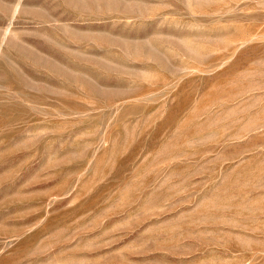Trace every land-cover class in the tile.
Instances as JSON below:
<instances>
[{
	"label": "rangeland",
	"instance_id": "374dc122",
	"mask_svg": "<svg viewBox=\"0 0 264 264\" xmlns=\"http://www.w3.org/2000/svg\"><path fill=\"white\" fill-rule=\"evenodd\" d=\"M0 264H264V0H0Z\"/></svg>",
	"mask_w": 264,
	"mask_h": 264
}]
</instances>
